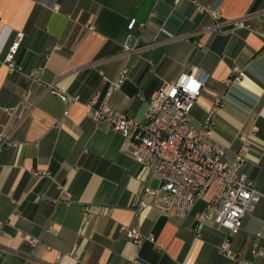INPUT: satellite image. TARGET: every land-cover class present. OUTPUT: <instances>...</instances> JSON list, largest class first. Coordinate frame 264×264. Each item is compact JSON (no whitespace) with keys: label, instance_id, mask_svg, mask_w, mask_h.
Masks as SVG:
<instances>
[{"label":"crops","instance_id":"obj_1","mask_svg":"<svg viewBox=\"0 0 264 264\" xmlns=\"http://www.w3.org/2000/svg\"><path fill=\"white\" fill-rule=\"evenodd\" d=\"M196 1L246 27L217 30L189 0H0V134L10 136L0 147V264H235L220 250L224 229L207 222L195 231L214 185L184 218L136 212L134 200L158 180L124 152L120 133L88 116L90 99L122 70L108 106L141 120L151 93L190 69L203 82L191 125L200 128L219 99L212 138L226 159L239 133L249 137L244 172L260 198L229 243L242 259L261 250L255 263L264 264V0ZM18 32V70L9 72ZM234 67L242 76L227 85ZM48 84L78 100L62 102Z\"/></svg>","mask_w":264,"mask_h":264},{"label":"built area","instance_id":"obj_2","mask_svg":"<svg viewBox=\"0 0 264 264\" xmlns=\"http://www.w3.org/2000/svg\"><path fill=\"white\" fill-rule=\"evenodd\" d=\"M189 1L195 5L197 12L210 16L217 30L225 24L234 28L246 27L242 19L226 22L217 10L201 5L196 0ZM133 27L132 21L128 29ZM22 37L20 32L16 34L5 56L4 62L9 72L18 70L14 57ZM196 45L200 46L199 43ZM232 72L233 77L225 81L227 85L242 76L238 67H234ZM125 74L126 71L122 70L116 82L109 84L102 98H91L87 109L88 116L94 122H106L112 130L120 133L125 139L124 152L141 166L148 178L158 180V186L154 189L148 185L143 187L132 204L134 210L141 213L153 207L167 217L184 218L203 192L214 185L211 199L196 216L195 231L198 233L205 223L212 222L227 232L220 244L223 254L235 264H256L255 258L262 254L261 250H251V258L242 259L231 251L229 243V238L239 232L244 216L254 210L260 198L244 172L249 137L244 133L238 134L241 146L236 155L227 160L223 148L212 138V115L215 107L221 104L219 99L208 111L200 128L191 125L189 114L203 87L202 75L194 69L153 91L143 119L114 111L108 106L107 100L123 81ZM47 90L65 103L78 100V96H70L65 88L55 84H48ZM5 111L11 110L5 108ZM256 130V126L251 128L252 133ZM9 138L0 134V147L8 144ZM119 231L134 244L143 241L136 227L121 226Z\"/></svg>","mask_w":264,"mask_h":264},{"label":"water","instance_id":"obj_3","mask_svg":"<svg viewBox=\"0 0 264 264\" xmlns=\"http://www.w3.org/2000/svg\"><path fill=\"white\" fill-rule=\"evenodd\" d=\"M134 41H135V40H134V38L130 37V40H129V43H130V44H129V45H131V46H132V45H133V43H134Z\"/></svg>","mask_w":264,"mask_h":264}]
</instances>
